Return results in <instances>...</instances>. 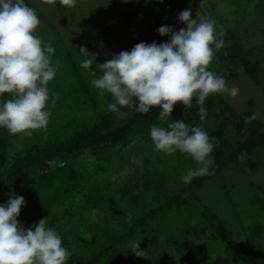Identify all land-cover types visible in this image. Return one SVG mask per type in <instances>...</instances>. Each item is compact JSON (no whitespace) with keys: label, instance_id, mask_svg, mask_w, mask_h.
Masks as SVG:
<instances>
[{"label":"trees","instance_id":"obj_1","mask_svg":"<svg viewBox=\"0 0 264 264\" xmlns=\"http://www.w3.org/2000/svg\"><path fill=\"white\" fill-rule=\"evenodd\" d=\"M26 3L35 9L40 21L35 35L44 43L50 41L59 70L67 74L66 80L58 77L51 80L48 88L57 91L68 82L72 91L69 97L72 95L77 106L69 117H63L67 121L60 123L57 135L48 139L29 142L23 139V145L13 148L9 133L0 128V204L6 203L13 193L23 196L26 203L18 220L28 228L30 221L36 224L45 218L46 226L60 234L68 249V264H225L209 259L210 247L215 242L209 247V242L190 240L186 229L191 222L181 221L179 215L200 200L199 192L206 183L234 164L246 163L252 170L258 169L256 154H264V123L256 117L245 121V117L253 116V107L244 113L236 112L224 93H213L205 99L203 106L207 111L201 120L195 97L189 108L177 102L167 121L183 120L200 126L214 144L210 173L185 184L181 177L167 174L162 156L153 151L151 126H167L160 121L159 106L146 114L128 106H118L125 113L122 116L109 111L107 105L114 102L113 98L109 93L101 96L91 84L93 72L80 66L84 57L79 48L83 42L71 43L69 47L64 26L49 20L61 13V4L54 13L48 7L59 0H26ZM135 5L131 16L140 17L147 32L136 44L169 40L157 29L164 25L173 26L176 31L186 27L178 20L184 9H190L193 17L199 19L202 13L214 15L212 10L216 8L213 0H138ZM217 31L223 32L225 47L214 52L213 64L216 62L218 68L224 65L227 72L241 68L256 87L261 86L263 69L253 58L255 48H246L242 37L225 22ZM86 49L92 53L99 48L88 42ZM94 65L92 69L97 70ZM99 75L97 70L95 76ZM75 123L77 127H73ZM198 210L211 237L235 254L234 261L264 264V256L255 255L250 245L239 244L229 237L224 221L208 206ZM133 241L140 243L145 257L131 252ZM250 250L251 257L247 258Z\"/></svg>","mask_w":264,"mask_h":264},{"label":"clouds","instance_id":"obj_2","mask_svg":"<svg viewBox=\"0 0 264 264\" xmlns=\"http://www.w3.org/2000/svg\"><path fill=\"white\" fill-rule=\"evenodd\" d=\"M59 3L72 7L75 0ZM178 20L186 27L179 31L167 25L157 29L169 40L159 44L139 42L130 51L123 50L97 64L98 77L91 67L96 63L95 55L85 47L79 50L85 57L80 66L93 72L91 84L101 96L109 93L114 100L107 105L109 111L122 116L125 113L118 106H128L146 114L159 106L160 121L167 126L153 124L151 142L157 151L166 155L184 153L196 162V168H188L181 175V181L187 184L210 173L213 138L200 126L167 118L177 102L189 108L195 97L203 120L207 111L203 105L210 94L226 93L235 98L239 90L209 70L214 52L225 47L223 32L217 31L215 22L193 17L190 9L182 10ZM39 23L35 9L26 0H0V98L5 93L12 97L0 102V128L10 134L30 136L32 129L46 127L51 114L48 84L58 64L51 61L55 49L50 41L44 43L35 35ZM252 119L254 114L245 117L246 122ZM25 203L23 196L13 193L0 204V264H67L70 253L60 234L46 226L45 218L28 228L18 220ZM130 250L145 257L140 243L133 241Z\"/></svg>","mask_w":264,"mask_h":264},{"label":"rangeland","instance_id":"obj_3","mask_svg":"<svg viewBox=\"0 0 264 264\" xmlns=\"http://www.w3.org/2000/svg\"><path fill=\"white\" fill-rule=\"evenodd\" d=\"M133 1L75 0L74 6H62L61 13L49 20L52 24L57 25L59 23L60 26H64L62 30H65L70 43L67 44L64 39L62 41L69 47L74 43L79 44L80 41L83 42L82 47L85 48L88 42L95 43V47L97 45V49H99L92 52L96 58V63L93 66L95 68L97 64H102L108 60L112 53L118 54L123 50L130 51L134 47L132 45L142 40V35L145 36L147 33L145 24L140 21L141 18L131 16L133 6L138 0ZM52 2L54 3V1ZM213 3L216 5V8L214 7L212 10L214 15L202 13L201 18L213 20L217 29L221 27L223 22L229 24L236 34L242 37L246 48H255L253 58L262 65V84L256 87L241 68L227 72L224 65L221 64V67L218 68V64L216 62L213 64L212 61L208 67L215 74L223 76L229 87L238 88L239 91L235 98L224 93L236 112L244 113L253 107L252 111L255 117L264 123V0H213ZM58 4L60 5V3L49 5V11L54 13ZM135 7L137 6L135 5ZM138 8L140 9V6ZM44 22V28L47 31L46 21ZM51 37L53 38V36ZM55 56L57 54L54 52L51 58L56 59ZM57 60L52 63L58 64ZM234 73H239L240 76L235 77ZM57 77L65 78L67 74L58 68L53 80H56ZM65 83L67 85L59 86L57 91L52 90V87L49 88L48 108L51 114L46 127L32 129L30 136L19 133L10 134L7 129L2 128L9 133V143L14 146L13 148L23 145L21 144L23 139L26 142L29 140L41 141L57 135L58 127H61L60 123L65 124L67 121L63 117H69L73 108L77 106L76 101L71 97L72 95L69 97L72 91L68 82L65 81ZM10 98H12L11 94L7 93L3 99ZM53 98L54 104L52 103ZM3 99H0V102ZM70 121L73 122V119ZM73 127H77L76 123ZM153 151L158 153V156H162L164 169L167 174L175 178L181 177L188 168L198 166L188 155L185 157L182 153L166 155L162 151L155 150V148ZM256 157L258 161L257 170H252L246 163L234 164L223 174L206 183L199 192L200 200L191 204L188 211L179 215L181 221L191 222L187 225L186 230H189V238L192 242H209V247L212 245V241L216 243L215 246L210 247L212 252H210L211 258L209 259H216L225 264H239L238 261H234V258L236 260L235 254L228 252L225 245L212 238L207 231L198 212L202 206H208L219 219L224 221L230 238L239 244L250 245L255 255L264 256V154L259 152ZM134 159L136 157H133ZM134 163L139 165L138 161L134 160ZM34 224V221H30L28 225L31 227ZM152 234L154 233L150 235ZM251 250L248 252L247 258L251 257Z\"/></svg>","mask_w":264,"mask_h":264}]
</instances>
